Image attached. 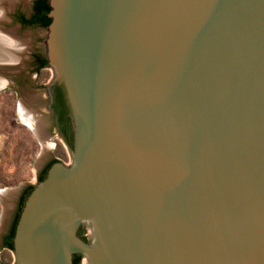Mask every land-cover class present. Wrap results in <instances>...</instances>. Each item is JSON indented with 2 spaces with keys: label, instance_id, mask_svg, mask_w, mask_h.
Instances as JSON below:
<instances>
[{
  "label": "water",
  "instance_id": "obj_1",
  "mask_svg": "<svg viewBox=\"0 0 264 264\" xmlns=\"http://www.w3.org/2000/svg\"><path fill=\"white\" fill-rule=\"evenodd\" d=\"M48 6L73 164L26 196L14 264H264V0Z\"/></svg>",
  "mask_w": 264,
  "mask_h": 264
},
{
  "label": "rangeland",
  "instance_id": "obj_2",
  "mask_svg": "<svg viewBox=\"0 0 264 264\" xmlns=\"http://www.w3.org/2000/svg\"><path fill=\"white\" fill-rule=\"evenodd\" d=\"M9 2L0 1V31L13 36L23 48L14 62L0 63V78L6 82L0 88V240L17 215L23 192L39 184L48 165L56 161L65 166L73 164L68 145L57 134H51L52 123L44 105L43 88L53 79V70L48 66L39 70L35 65V57L44 54L47 30L23 27L16 19L20 14L32 13L33 0ZM22 106L32 108L41 117L45 124L43 139L22 122ZM44 143L48 145L46 150ZM83 237L90 240L88 224L84 225ZM14 263L13 251L2 247L0 241V264Z\"/></svg>",
  "mask_w": 264,
  "mask_h": 264
},
{
  "label": "flooded vegetation",
  "instance_id": "obj_3",
  "mask_svg": "<svg viewBox=\"0 0 264 264\" xmlns=\"http://www.w3.org/2000/svg\"><path fill=\"white\" fill-rule=\"evenodd\" d=\"M32 9H33V7H32ZM20 15H22V14H20ZM32 15H33V11L29 16H25V15H23V16L26 19H30V18H32ZM18 22L23 27H42L45 29L47 27V26H42L40 24L24 25L20 21H18ZM35 65H36V68L39 70L45 69L47 67V60L45 58V54H42L40 56L35 57ZM43 91H44L43 93H44L45 100H46V103L44 104L45 109H46L47 114L50 117L51 123H52V126H51L52 133L51 134H53V133L57 134V136L60 137L66 143V145H68V147L70 148V146L72 145V130H71V122H70V118L68 115V110H67L63 90L58 85H53L52 80H51V82L48 85L44 86ZM44 128H45V124H44ZM44 172H43V174L40 175L39 179L44 176ZM27 191H28V189H26L23 192V194L20 198L19 210L17 212V215H16L13 223L10 225L7 232L1 236V245H3V242L6 239V236L11 234L13 229L15 230V225H16V222L18 219L17 216H19L21 203H22V201L25 200V198H26L25 195H26ZM79 234L83 235V232L80 231ZM12 243H13V241H12ZM77 256H80V255L76 254L74 256V259H73L74 264H77L76 263Z\"/></svg>",
  "mask_w": 264,
  "mask_h": 264
},
{
  "label": "bare ground",
  "instance_id": "obj_4",
  "mask_svg": "<svg viewBox=\"0 0 264 264\" xmlns=\"http://www.w3.org/2000/svg\"><path fill=\"white\" fill-rule=\"evenodd\" d=\"M8 1L13 2V0H8ZM1 10L2 9H0V12ZM22 48H23L22 44L20 46V42L15 40L13 36L10 37L8 33L7 35L6 34L4 35L3 31H0V63H2L3 61H10V63L14 62L16 58H18L19 56L18 54L20 53ZM2 78H0V88H2L6 83L5 80ZM19 116L22 122L26 126H28L36 134L37 137L43 139V137L46 136L44 134L45 132H44L43 121L35 110H33L32 108H26L25 106H22L19 108ZM45 143L43 145L44 150H46L48 146Z\"/></svg>",
  "mask_w": 264,
  "mask_h": 264
},
{
  "label": "trees",
  "instance_id": "obj_5",
  "mask_svg": "<svg viewBox=\"0 0 264 264\" xmlns=\"http://www.w3.org/2000/svg\"><path fill=\"white\" fill-rule=\"evenodd\" d=\"M50 8L48 6V0H33V15L32 18L26 19L23 15H18L17 20L20 21L24 25H35L40 24L42 26H47L50 23V18L48 17V12ZM52 162L48 167L46 168L44 175L46 174L48 168L53 164ZM44 177V176H43ZM42 177V178H43ZM40 178V181L42 180ZM32 187L28 188V191L25 195V197L29 194ZM24 201L21 203V207L23 205ZM21 209V208H20ZM18 217V216H17ZM14 234V229L12 230V233L6 236V239L3 242V247L8 248L12 250V238ZM74 259V258H73ZM80 256H77L76 263H79ZM74 264V262H73Z\"/></svg>",
  "mask_w": 264,
  "mask_h": 264
}]
</instances>
